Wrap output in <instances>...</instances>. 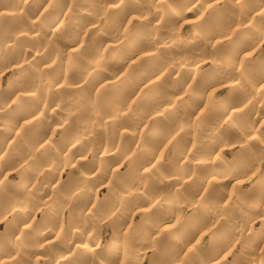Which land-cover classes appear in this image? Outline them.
Instances as JSON below:
<instances>
[{
  "label": "clouds",
  "instance_id": "9594fccd",
  "mask_svg": "<svg viewBox=\"0 0 264 264\" xmlns=\"http://www.w3.org/2000/svg\"><path fill=\"white\" fill-rule=\"evenodd\" d=\"M0 264H264V0H0Z\"/></svg>",
  "mask_w": 264,
  "mask_h": 264
}]
</instances>
